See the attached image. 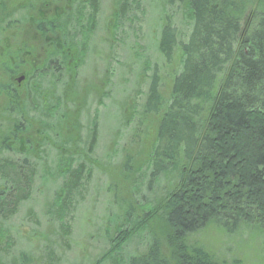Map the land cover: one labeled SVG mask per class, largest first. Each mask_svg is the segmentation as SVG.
Masks as SVG:
<instances>
[{"label": "trees", "instance_id": "trees-1", "mask_svg": "<svg viewBox=\"0 0 264 264\" xmlns=\"http://www.w3.org/2000/svg\"><path fill=\"white\" fill-rule=\"evenodd\" d=\"M7 1L11 0H0V11L8 9H5ZM91 1L74 0L75 23L80 18L81 5L89 6ZM165 2L180 10L188 33L180 39L178 29L166 23L157 34L159 56L165 64H171L173 54L178 52L179 68L172 76L167 100L159 94L156 69L148 76L142 116L156 117L157 122L148 156L146 188L149 192L152 184L163 183L165 195L157 207L149 208L146 204L151 212L142 216L144 225L152 222L154 211L163 216L165 230L161 243L168 252L165 256L156 236V240L147 243L143 254L135 257L125 254V245L136 233L130 208L117 219L113 231L116 235L108 242L106 256L113 257L114 264H215L199 249L186 250L184 243L207 227L226 236H234L242 229L253 231L260 238L264 236V0ZM8 15L0 17V41L4 33L2 25L11 17L10 12ZM48 28L50 32L59 31L53 20ZM66 45L70 46L68 53L52 50L48 63L29 68L24 91L13 90L11 84L21 68L14 64L0 68L3 75L0 101H4L0 111L7 115L14 105L21 103L42 115L46 121L39 123L45 125L40 129V146H50L59 157L67 148H77L78 138H72L70 132L66 143L60 142L51 125L63 121L69 125L70 120L59 115V105L53 104L48 95L42 99L45 104L38 102V96L39 90L57 93L55 90L59 88L60 102L64 98L69 87L66 77H74L79 64L75 49ZM63 63L67 65L66 75H62ZM47 67L60 75L53 76L50 72L49 76ZM34 98L35 105L31 104ZM23 119L12 120L0 137V212L11 213L18 207L30 190L35 167L41 163L27 153L33 151L30 143H20L22 138L30 140L33 128L28 126L26 116ZM58 139L59 150L50 144ZM12 142L27 151L21 152L23 148L11 151L8 144ZM79 155L77 149L60 161L56 169L75 164ZM15 156L20 157L18 162L12 161ZM39 157L42 159L44 155L39 153ZM129 162L126 158L127 167ZM83 168L80 165L74 172L66 173L67 179L58 189L57 197L77 189ZM140 199L139 205L147 201L146 197L139 196Z\"/></svg>", "mask_w": 264, "mask_h": 264}, {"label": "rangeland", "instance_id": "rangeland-1", "mask_svg": "<svg viewBox=\"0 0 264 264\" xmlns=\"http://www.w3.org/2000/svg\"><path fill=\"white\" fill-rule=\"evenodd\" d=\"M24 1H7L5 9L9 10H1L0 17L15 12L13 4L20 5L16 8L17 16H21L17 27L23 29V20L27 19ZM176 7L165 0H92L89 6L81 5L80 18L76 23L72 20L62 38L77 52L75 76L66 77L69 87L61 102L59 88L57 93L39 90L38 96V102L48 95L53 104L59 105L58 113L70 120L69 125L63 121L51 127H55L60 142L71 132L72 138H78L77 148H67L59 157L50 146L41 147L40 129L45 125L39 123L46 120L21 103L14 105L7 115L0 111V137L12 120L28 118V126L33 127L29 141L34 148L27 153L41 161L35 167V175L31 174L27 196L11 213L0 212V264H114L113 257L106 256L108 242L116 235L113 231L117 219L130 208L136 233L125 245V254H143L147 243L157 236L167 255L161 243L163 216L154 211L152 222L143 223L142 215L149 211L146 204L149 208L159 206L165 192L163 183L152 184L147 192L146 170L157 118L142 116V107L153 68L164 100L169 97L172 76L178 72V52L173 54L171 64H165L156 50L157 34L164 24L174 25L180 39L188 33V25ZM8 19L6 27L2 25L5 32L1 48L21 41L9 37L15 25L11 17ZM66 66H61L62 75H66ZM50 72L60 75L49 71V76ZM35 80L38 82L36 77ZM3 104L1 100L0 106ZM31 104L35 105V98ZM59 139L50 143L57 150ZM77 149L80 155L75 164L56 169L60 161ZM39 153L44 155L42 159ZM86 153L89 157H82ZM126 158L130 159L128 167ZM19 159L15 156L12 161ZM80 165L84 168L77 189L57 197L67 179L66 173L74 172ZM139 196L147 201L139 205ZM184 243L186 250L199 249L215 264H264V236L260 238L253 231L242 229L234 236H226L207 227Z\"/></svg>", "mask_w": 264, "mask_h": 264}, {"label": "flooded vegetation", "instance_id": "flooded-vegetation-1", "mask_svg": "<svg viewBox=\"0 0 264 264\" xmlns=\"http://www.w3.org/2000/svg\"><path fill=\"white\" fill-rule=\"evenodd\" d=\"M24 2V7L27 9V19L23 20V22L26 21L23 29L17 27L18 19L21 16H17L18 10L16 8L20 5L13 4L15 12L11 13L15 28L9 37L20 39V43L4 45L2 48L0 46V68L2 66L6 68L11 64L21 68V71L11 80V84L14 85L12 88L16 91H24V87L26 88L28 85L29 68L35 69L48 63V54H52V50L58 49L62 50L63 54L68 53L67 50L70 49V46H67L62 38L65 35V29H68L73 20L72 17L76 15V2L74 0H25ZM50 20H53L59 27L58 32H50L48 28ZM2 76L1 74L0 77ZM29 83L32 82L29 80ZM23 142L24 144L30 143L31 148H34V143L31 141H25L22 138L21 145ZM8 146L11 151L23 148L16 146V142L9 143ZM25 150L24 147L21 152H25Z\"/></svg>", "mask_w": 264, "mask_h": 264}, {"label": "water", "instance_id": "water-1", "mask_svg": "<svg viewBox=\"0 0 264 264\" xmlns=\"http://www.w3.org/2000/svg\"><path fill=\"white\" fill-rule=\"evenodd\" d=\"M20 80V79H19Z\"/></svg>", "mask_w": 264, "mask_h": 264}]
</instances>
